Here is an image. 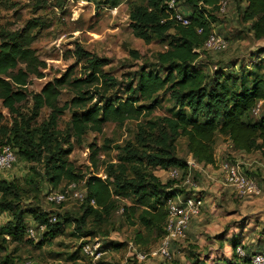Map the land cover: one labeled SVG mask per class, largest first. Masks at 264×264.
I'll list each match as a JSON object with an SVG mask.
<instances>
[{
    "label": "trees",
    "instance_id": "16d2710c",
    "mask_svg": "<svg viewBox=\"0 0 264 264\" xmlns=\"http://www.w3.org/2000/svg\"><path fill=\"white\" fill-rule=\"evenodd\" d=\"M220 1L182 0L180 7L185 4L190 11L186 13L191 20L188 25L169 18L165 0H148L147 5H138L131 11L130 26L137 37L145 41L158 37L169 42V48L157 54L158 65L166 75L141 67L126 84L127 91L135 97L116 95L114 91L121 82L105 69L108 61L78 45V59L89 66L86 76L74 77L75 70L70 68L62 76L48 81L40 92L33 95L30 114L25 113L21 106L29 100L32 76L44 78L47 68L46 61L39 57L33 47L37 39L36 29L41 23L38 18L32 19L19 29L1 34L0 102L14 115V119L11 126L3 130L5 115L0 110V130L3 131L0 147L10 144L17 150L20 159L31 163L43 162L44 173L53 188L63 181H85L87 196L81 204L83 214L78 219V228L85 234L83 237H91L96 232L88 228V220L103 222L106 215L117 207L110 183L112 177L115 192L134 200L132 205L123 207L128 217L133 218V224L149 231L157 229L162 236L165 235L166 201L186 190L174 187L176 179L164 182L152 171H139L135 164L146 161L147 168L176 167L183 171L182 178H185L188 163L176 154V140L181 136L188 140L187 147L193 158L203 165L216 163L214 145L218 136L226 137L235 150L244 154L264 150V116L255 118L253 113L258 101H264V73L253 76L252 85L248 86L245 84L247 77L243 74L241 77L232 76L220 68L208 80L204 71L193 67L201 53L206 51L205 43L213 31L210 17L219 11ZM236 3L242 21L249 24L248 31L255 39H264V0H236ZM200 28H203L202 32H199ZM64 89L74 96L60 105ZM163 90L171 91L172 98L181 108L173 116L167 115L139 125L137 141L141 147L149 144L150 148L135 145L124 148L121 155L123 162L118 164L120 173L111 170L108 180L97 174L85 177L81 170L75 168L69 159L74 149L73 137L80 140L90 130L102 132L107 122L124 124L127 120L150 116L157 101L150 105L139 102L150 101ZM187 107L190 112L186 111ZM44 108L50 109L49 118L39 123L37 119ZM67 109L72 110L73 114L68 129L62 131L59 122ZM97 156L98 149L95 148L91 153L95 163ZM130 169L137 171L136 174L128 175L126 172ZM246 172L252 174L247 169ZM33 191L37 197L44 189L35 182L28 186L15 179H0V212L11 213V217L0 227L1 235L22 240L27 235L31 217L36 224L47 223L40 241L42 244L47 235L57 234L62 222L77 221L68 213L64 214L63 221H59L62 216L52 210L39 207L24 209L19 201ZM91 198L96 200L97 207L90 204ZM54 213L58 220L50 222ZM142 236L138 231L137 237ZM235 242L234 258L227 264H250L253 255L264 254L248 252L240 255L236 251L240 241ZM105 245L108 246L107 243ZM113 245L120 247L122 243ZM79 248L75 252L76 260ZM193 262L201 264L197 259Z\"/></svg>",
    "mask_w": 264,
    "mask_h": 264
},
{
    "label": "rangeland",
    "instance_id": "374dc122",
    "mask_svg": "<svg viewBox=\"0 0 264 264\" xmlns=\"http://www.w3.org/2000/svg\"><path fill=\"white\" fill-rule=\"evenodd\" d=\"M147 4L148 0H0V41L4 31L19 29L29 20L38 18L41 23L36 29L37 39L33 47L39 57L47 63L44 70L46 76H32L29 100L21 106L23 111L30 114L33 95L40 92L48 81L62 76L70 68L75 70L74 77L86 76L89 66L87 62L78 59V45L108 61L105 69L121 82L114 91L120 97H135L127 91L126 84L141 67L160 71L161 75L165 76L166 72L158 65L157 54L169 48L168 40L154 37L151 41H145L137 37L130 26L131 11L138 5ZM180 10L185 14L190 12L185 4ZM210 19L212 32L225 37L228 47L220 51L202 52L193 67L204 71L208 80L217 69L222 68L232 76L245 75V84L252 85L253 76L264 73V39L257 40L248 31L249 24L242 21L236 0H229L226 11H216ZM132 50L136 52L131 53ZM229 86L231 89V82ZM73 96L71 91L64 89L60 96V105L70 101ZM154 101H157V106L150 116L127 120L124 124L107 122L102 132L90 130L80 140L73 137L71 141L74 149L69 159L75 168L81 170L85 177L97 174L107 180L111 170L120 173L118 164L123 162L122 150L132 145L141 147L137 141L139 125L149 120L157 121L167 115L173 116L181 108L172 98L171 91L166 90L160 91L150 101L139 103L150 105ZM185 109L190 112L189 107ZM0 110L5 115L3 130H7L14 115L3 107L1 102ZM49 114L50 109L44 108L37 119L38 122L47 120ZM72 114L73 111L67 109L62 115L59 122L62 131L68 129ZM262 116L264 105L259 114H254L255 118ZM2 133L0 130V140L3 138ZM187 143L186 137L177 138L176 154L188 162L194 158ZM150 147L148 144L141 148ZM95 148L98 149L96 163L91 159L92 150ZM214 150L215 164L193 168L191 182L186 185L183 183L187 175L182 178L181 169L176 179L178 187H183L185 193H201L205 204L200 216L190 223L186 236L174 240L171 259L159 257L138 261L128 256L130 242H134L138 250L149 251L159 247L163 236L157 229L149 231L141 225L133 224V218L128 217L123 207L132 205L134 200L115 192L112 177L110 183L117 207L106 215L103 222L88 220V228L96 231L91 237H97L103 244L108 245L100 264H194L196 259L201 264H227L234 258L235 241H240L239 245L244 253H264V150L244 154L235 150L230 141L222 136L217 137ZM229 161H241L244 169L252 172L251 175L261 189L260 194L239 198L233 189L225 184L221 165ZM135 165L139 171L149 170L156 173L164 182L172 179L168 169L147 168L146 161ZM44 172L43 162H27L18 155L14 168L3 178L15 179L28 186L35 182L44 189L37 197L35 191L22 197L19 205L24 206V209L39 207L46 211L52 210L62 216L59 221H63L64 214L68 213L77 221L62 222L57 234L47 235L42 244L40 241L44 231L38 232L34 239L25 234L22 240H13L11 236L0 234V263L5 261V264H24L26 261H33L41 264H80L76 261L75 252L85 235L78 228V219L83 214L82 201L71 193L68 200L61 204L49 203L45 192L51 188L62 189L69 183L63 181L57 188H53ZM136 172L130 169L126 173L135 175ZM32 178L34 180H31ZM81 182L80 190L86 187ZM192 183L197 185L196 188ZM10 217V212H0V227ZM29 218L28 226L35 227L36 223ZM134 218L136 219V216ZM138 231L143 235L141 238L137 237ZM117 243H122V246L113 245Z\"/></svg>",
    "mask_w": 264,
    "mask_h": 264
},
{
    "label": "built area",
    "instance_id": "2783aa9c",
    "mask_svg": "<svg viewBox=\"0 0 264 264\" xmlns=\"http://www.w3.org/2000/svg\"><path fill=\"white\" fill-rule=\"evenodd\" d=\"M182 0H165L167 5V11L169 18L173 19L176 23L188 25L190 23V17L180 10V4ZM229 4V0H221L218 3L219 11L225 12ZM203 28L199 29L202 32ZM228 47V41L225 37L212 32L204 48L206 50L220 51ZM264 105V101H258L255 106L253 113L259 114ZM18 161V154L15 148L10 144H5L0 147V179L7 176V174L14 168ZM188 174L187 179L183 183L186 185L190 183V176L193 168H202L203 164L198 163L195 159L189 160L188 162ZM223 172L224 182L230 186L239 198H247L261 193V189L256 179L248 174L243 167L241 161H229L224 162L221 165ZM169 174L172 178L177 179L180 174L179 168L168 169ZM85 184V181L81 182ZM86 185V184H85ZM196 188V184L192 183ZM176 183L174 187H178ZM71 193L80 199L82 202L87 196V188L79 189L78 182H71L68 186L62 189H48L45 192L46 199L49 203L61 204L68 200ZM90 204L97 207L96 200L90 199ZM205 201L203 195L198 192L190 193H177L169 197L166 201L167 217L165 220V235L161 239L159 247L153 250H138L134 242L128 244V256L131 259H138V261H144L148 258H172V245L174 240L181 239L186 236V232L189 229L192 220L200 216L204 207ZM124 210V208H123ZM58 220L57 214H53L50 217V222H56ZM47 229V223L36 224L35 227L28 226L27 234L30 238L34 239L38 232L45 231ZM79 257L76 261L80 264H100V260L107 252V246L101 242L97 237H83L79 246ZM236 251L240 255H244L242 246H237ZM24 264H41L33 261H26ZM250 264H264V254L257 253L253 255Z\"/></svg>",
    "mask_w": 264,
    "mask_h": 264
},
{
    "label": "crops",
    "instance_id": "0c3cea01",
    "mask_svg": "<svg viewBox=\"0 0 264 264\" xmlns=\"http://www.w3.org/2000/svg\"><path fill=\"white\" fill-rule=\"evenodd\" d=\"M208 166H210V164Z\"/></svg>",
    "mask_w": 264,
    "mask_h": 264
}]
</instances>
